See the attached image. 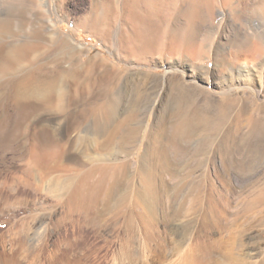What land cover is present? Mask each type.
I'll list each match as a JSON object with an SVG mask.
<instances>
[{
	"label": "rangeland",
	"instance_id": "1",
	"mask_svg": "<svg viewBox=\"0 0 264 264\" xmlns=\"http://www.w3.org/2000/svg\"><path fill=\"white\" fill-rule=\"evenodd\" d=\"M22 1L0 0V25H11L0 38L38 42V69L19 53L3 80L58 68L66 101L51 107L43 86L12 117L22 133L0 147V264L35 255L41 264H264V0L196 1L191 26L203 44L195 57L129 42L131 18L114 12L122 0ZM174 17L179 27L183 17ZM241 41L258 43L259 63L237 58ZM92 103L118 121L136 113L145 129L124 143L114 124L91 140L92 121L81 114ZM30 129L33 141L46 129L64 148L60 158L53 149L59 167L36 171L34 191L21 185ZM100 165L128 169L117 186H102L93 209L76 208L72 190Z\"/></svg>",
	"mask_w": 264,
	"mask_h": 264
},
{
	"label": "bare ground",
	"instance_id": "2",
	"mask_svg": "<svg viewBox=\"0 0 264 264\" xmlns=\"http://www.w3.org/2000/svg\"><path fill=\"white\" fill-rule=\"evenodd\" d=\"M196 1L198 2V0H122L121 1L122 3L117 4L118 7L114 8V12H116L115 14L118 16L121 15L122 12H125L130 16L129 18H131V20L130 19L129 20L131 22V32L128 34L127 39L129 40V42L131 41L135 43V45H138L140 49L145 48L146 50V49H149L148 47L154 45L155 46L154 49H156L157 52L159 53L160 52L162 53V51H164L165 49L170 50V52L171 51L173 52L174 50L175 51L178 50L179 52L184 51L190 54L192 57H195V49L198 46H202L203 44L201 41L199 42L197 41V32L191 26V23H192L191 21L194 17V8L196 6L195 5ZM27 10H29V8ZM27 10H24V11H27ZM18 13L20 14V12ZM175 15L183 17L182 24H180L179 27H177L178 20L176 19L177 17H174ZM118 16H117V19H118ZM24 17L26 16L24 15ZM9 19L1 22L0 29L2 30V32L6 31L11 26L9 24L10 23ZM11 22H13V20H11ZM262 32H264V28ZM38 50H39L38 42L30 41V42L22 43L19 45L13 42L9 43V41L3 39V36L0 38V147H3V149L7 147L9 148L8 144L9 143L13 144V142H15L18 139V137L21 135L22 133L21 125L22 124H19V122L17 123L13 121L12 117L13 115H16L22 112L21 104L23 103V101L31 97V93L33 91L35 93L36 91L42 89V87L44 86L45 88H47L48 95L50 96V98H48V102L46 101L47 104L51 105V107L53 106L54 108H56V110L63 108L65 105L63 104V102L66 101L65 100L66 97L64 96L63 93H61L62 90L58 92L56 90L58 88H56L55 80L57 79V76H59V72L56 75H52V73L57 72L58 68L53 70L51 74H48L47 78L41 79L39 76H34V74H32L33 71H28L23 78L10 76L8 80H3V76L5 75L6 72L13 73L12 70L16 68L15 65L13 64V59L16 58L19 53L25 57H28L27 54L29 55V57L23 62H26L27 66H29L31 70L38 69L36 68V64H35L36 55H34V53H36ZM236 55L240 61L241 60L244 61L243 62L244 65H248V64L251 65L253 62H256V61L257 63L260 62V60H257V59L258 57H262L263 52L261 51V48L259 47L258 43L252 42V41H241L240 46L237 49ZM263 62L259 63L261 67L260 68L261 71L264 70L263 69L264 65H262ZM176 77L173 78L174 79L173 81L177 79ZM58 87H61V86L58 85ZM21 90L24 92V94L21 93ZM55 92H56V98L55 100H52L51 96H53ZM70 101L71 100H69V102ZM115 113H113V111L110 110L109 107L105 105L103 106V105L95 104V103H92L89 106H87L85 109H83L81 117L84 119H91L92 121V125H93L92 131H91L92 133L89 134L91 135V138H90L91 140L92 139L95 140V136L102 135L104 132L109 130V128L111 129V127H113L114 124H117V125H116L115 131H113L112 136H115V135L121 136L122 137L121 139L123 140L124 143L128 140H131V139L133 140L134 138L137 137L138 134H140L143 131V129H145L144 128L145 126L143 125L144 122H139L135 124L137 117H139L140 115H137L136 113L132 115L130 114L128 118L126 119L123 118L125 120L118 121L115 118L116 117ZM19 117L21 118L20 114H19ZM45 130L43 129L42 131H39L41 133V136L37 132L39 134V135L37 134L39 138H36L35 141H33L32 134H34L35 132H33L34 130L30 129L31 131L30 136L32 137V139H31V147H30L29 158H28L29 161L27 162L26 167H25L26 168L25 175L27 177L23 181L21 180V183H22L21 185L26 186L28 189H30V191L36 190L35 183L32 180L35 178L37 174L36 171L39 169L40 166H43V167L46 166V168H48L49 171L59 167V164L53 161L55 157L54 155L55 153L53 149L55 147L58 148L59 153L56 154L57 158H60L63 155L62 153V151L64 150L63 146L55 142V140L51 139L50 138L51 135L49 136ZM147 130L148 129H146V131ZM154 131L153 129H150L147 131V134L145 135L148 137H152L155 134ZM77 140H79V138L70 142V146L75 145L76 144L75 142H77ZM147 151L149 152L150 148H148ZM81 154L87 159H91L93 157L92 153H89V151L87 150V147L81 150ZM42 161H44V163ZM127 169H128L127 165H124L121 167L100 165L92 169H89L79 179L75 188L72 190L71 198L69 199H72V200L75 199L74 200L75 203L73 204L76 208H86L87 207V209H93V207L96 205V202H97L96 199L99 197V196L97 197V194L99 193V191H101L100 189H102L103 190L102 193H104V187L102 186L107 184L109 187H114V186H117V184H120V180L123 177V175L126 173ZM95 172H98L99 176L94 178L93 176L96 174ZM91 179L93 180L92 183H91L92 181ZM8 189L10 190V187ZM94 203H95L94 206L90 205ZM82 222L86 223V225L97 224L96 221H79L77 222L76 227L78 226V223L81 224ZM70 224L74 226V223H70ZM78 227L80 228V226ZM22 238L23 237H20L18 248L22 247L25 243ZM39 250H37V252ZM23 257L24 258L27 257L26 259H29L31 258V253H28L27 255L22 256V258ZM44 258L42 257V255H39V256L35 255L33 256V259L31 260L32 261L31 264L33 263L41 264L42 263L41 259H44ZM21 260L22 259L18 260L17 264H21L22 263ZM44 262H43L44 264H52L50 263L49 257L46 258ZM83 263L88 264V260L85 262L83 261Z\"/></svg>",
	"mask_w": 264,
	"mask_h": 264
}]
</instances>
